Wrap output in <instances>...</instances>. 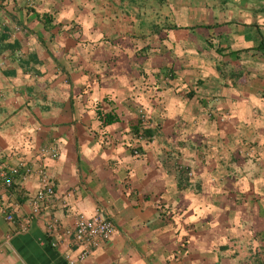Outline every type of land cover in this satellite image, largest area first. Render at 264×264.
I'll return each instance as SVG.
<instances>
[{
    "label": "crops",
    "instance_id": "0c3cea01",
    "mask_svg": "<svg viewBox=\"0 0 264 264\" xmlns=\"http://www.w3.org/2000/svg\"><path fill=\"white\" fill-rule=\"evenodd\" d=\"M16 166L0 264H68L95 214L113 231L72 264H264V0H0Z\"/></svg>",
    "mask_w": 264,
    "mask_h": 264
},
{
    "label": "built area",
    "instance_id": "2783aa9c",
    "mask_svg": "<svg viewBox=\"0 0 264 264\" xmlns=\"http://www.w3.org/2000/svg\"><path fill=\"white\" fill-rule=\"evenodd\" d=\"M140 124H143L144 115L141 110ZM136 152V151H135ZM137 153V152H136ZM20 166L10 168L7 170H0V184L3 186H10L17 179H24L28 174V170H23L19 173ZM39 189L32 195L31 212L23 218L21 224L18 226V232H25L30 224V221L35 215H37L41 209L42 204L51 200L53 196V190L50 180L45 173L39 172ZM4 219L8 222H13L12 216L5 213ZM49 233L51 232V226H47ZM113 231L111 222L105 219L100 214H95L90 218L79 215L75 218L72 225V242L77 250L74 258H68V264H72L75 261H81L84 259L89 251L95 248L100 242L106 241Z\"/></svg>",
    "mask_w": 264,
    "mask_h": 264
},
{
    "label": "trees",
    "instance_id": "16d2710c",
    "mask_svg": "<svg viewBox=\"0 0 264 264\" xmlns=\"http://www.w3.org/2000/svg\"><path fill=\"white\" fill-rule=\"evenodd\" d=\"M103 120H104L105 122H110V121L112 120V118L109 117V116H103Z\"/></svg>",
    "mask_w": 264,
    "mask_h": 264
}]
</instances>
